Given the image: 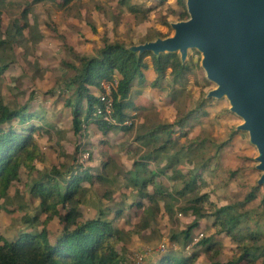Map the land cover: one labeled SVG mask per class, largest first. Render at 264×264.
<instances>
[{"label": "trees", "instance_id": "1", "mask_svg": "<svg viewBox=\"0 0 264 264\" xmlns=\"http://www.w3.org/2000/svg\"><path fill=\"white\" fill-rule=\"evenodd\" d=\"M23 1L24 8L19 17L9 15L4 29L0 24V50L3 52L13 50L17 45L24 47L25 28L29 33L27 39L33 41L26 18L32 5L50 1L57 8L70 10L80 4V0ZM115 2L119 5L118 11L106 10L111 13L113 23L128 13L144 20L154 8L160 13L158 19L163 26H167L169 19L187 17L184 0H156L153 5L136 0ZM13 4L12 0H0V23L3 12L11 14L9 8ZM148 30L143 39L166 35L157 27ZM90 45L91 51L87 53L64 47L70 58H63L60 63L66 73L61 78L56 96L59 94L63 107H67L75 135L76 143L70 153L73 163H67L64 171L51 167L29 186L32 195L39 199V211L45 214L43 224L56 217L61 228L53 235L52 242L44 226L40 230L20 231L15 239L10 240L0 233V264H129L124 255L125 248L120 245L123 236L140 235L161 209L172 217L173 206L183 214L191 215L192 219L180 232L170 233V238L178 242L181 251L164 250L155 264H195L198 251L202 249L209 252L211 258L219 257L222 247L215 239L222 235L232 243L233 252L225 262L211 264H255L257 259L264 264V192L259 187L243 183L239 193H231L230 197L223 195L229 199L217 204L204 190L210 182L202 179V174L215 175L224 167L229 146L239 133L232 131L233 125L223 134L207 132L221 120H229V115L224 106L219 107L215 115H210L219 102L211 98L201 99L203 94L199 95L195 105L185 108L186 99L191 96V88H186V83L189 75H195L197 61L182 65L174 53L155 56L143 52L136 55L123 48L124 40L114 36L104 35L101 45L93 46V42ZM13 62L12 58L0 62V80L4 72L13 71ZM11 79L13 87L18 88L14 94L21 93V81L15 76ZM202 79L208 85L203 76ZM102 82L110 85V113L105 111L104 101L100 98L105 92ZM145 82L152 88L166 86L174 108L171 121L155 116L156 121L150 123L151 108L139 107L132 102V94L136 92L133 87ZM49 93L55 95V89ZM33 94L34 91H30L26 99H19L16 95L13 106L0 95V211L10 186L18 179L20 168L34 171V160L43 155L38 138L47 135L50 140L53 136L49 131L53 125L45 117L41 105L32 103ZM136 108L142 110L138 124L132 120L126 124V119L131 116L130 110ZM211 120L215 125L210 123ZM90 124L102 134L118 131L131 134L134 145L130 148L134 158L126 168L119 166L118 161L109 155L97 163L98 170L96 165L83 167L77 162L82 146L80 140ZM102 142L110 145L107 139ZM88 158L93 160V154L89 152ZM240 160L244 171L251 167L248 163L251 157L240 155ZM240 169L238 165L226 172L233 177ZM161 177H165L168 184L163 183ZM106 182H122L120 196L117 198L109 191L104 192L102 198L106 201L101 200L96 214L83 217L80 209L88 191L95 184ZM213 185L212 192L217 193L216 182ZM124 213L137 215L136 221L125 231L115 224ZM38 216L34 215L30 222L37 221ZM203 218L205 222L201 224ZM195 228H201L202 233L194 244L198 250L186 254L182 249L191 241Z\"/></svg>", "mask_w": 264, "mask_h": 264}, {"label": "rangeland", "instance_id": "2", "mask_svg": "<svg viewBox=\"0 0 264 264\" xmlns=\"http://www.w3.org/2000/svg\"><path fill=\"white\" fill-rule=\"evenodd\" d=\"M12 1L14 4L9 8L11 14L3 12L1 15L2 23L0 24L3 29L9 22V15L19 17L21 10L24 8L23 0ZM136 1L147 4H154L156 2V0ZM171 1L168 0V2ZM72 4L74 5V1ZM98 5L101 7L100 9H98ZM108 8L115 12L118 11L119 5L116 4L115 0H80V4L72 6L69 10L57 8L50 1L36 3L32 5L31 10L26 15L31 26L30 35L34 37L33 41L27 39L29 33L25 28L23 33L27 38H24V47L17 45L13 50H6L4 52L0 50V62H5L9 58L14 60L12 65L13 71H6L1 75L0 95L4 101L13 106L16 95L19 99H26L29 92L33 90L34 100L32 103L41 105L45 117L53 125L49 130L53 133L50 140H48L47 135H41L38 138L43 155L34 160V171L21 167L18 179L12 183L7 197L2 202L0 233L8 240L15 239L20 231L40 230L44 226L47 230L48 238L52 242L53 235L61 228L56 217L43 224L42 220L45 214L39 211V199L32 195L29 186L43 172L50 170L51 167L64 171L67 163H73L70 153L73 151L76 143L75 135L71 129L67 107H63V99L59 94L58 97L56 96L59 93L57 88L58 85H61V78L66 73V70L60 64L61 59L70 58V53L66 52L64 47H71L87 53L91 51L92 45L90 44L92 42L93 46L101 45V37L104 35L122 39L126 45L139 43L146 40L143 39V35L151 27H157L162 33H166V35L171 34V29L168 25L163 26L160 24L158 19L160 13L155 8L144 20L141 19L140 21L134 15L128 13L124 14L117 23L112 22L113 17H111L110 12L106 13ZM74 12H77L79 15ZM172 20L176 19H169V21ZM188 58L187 64L191 61H197L198 64L200 55L198 52L191 50ZM194 70L195 75H189V80L186 83V88H191V96L186 99L185 108H191L195 105L200 94H203L201 97L203 99L206 91L213 87V84L205 78L208 85L204 83L202 79L204 74L199 64L198 69L194 68ZM12 76L17 77L22 83V92L16 95L14 93H16L18 88L13 87ZM105 85H109V83L102 82V86ZM53 88L55 89V95L49 93ZM133 89L136 92L132 94V102L139 107L145 106L151 108L149 114L150 123L154 120L156 121L155 116L166 121L173 119L174 108L170 102L166 86L152 88L145 82L139 86L135 85ZM213 100L219 103L214 106V110H212L210 115H215L219 107L224 106L227 109L226 99ZM141 113V108L130 110L131 116L126 119L125 123L129 125L132 120L135 125L138 124L137 122L140 119ZM228 115L229 120H223V122L221 120V123L208 129L207 132L215 135L223 134L230 125L234 126L240 121L233 113L228 112ZM210 123L214 124L215 122L211 120ZM236 133H239V135L235 136V141L233 140L230 144V148L224 158L226 166L224 165L223 168H219L215 172V175L209 172L202 174V179H205L207 183L208 181L210 182V185L205 187L204 190L208 191L209 199L217 204L227 202L229 198L226 199L222 197L223 195L230 197L231 193H239L242 190L243 183L254 185L259 175V171L253 167L255 164L253 157L256 153L254 146L247 141L245 132ZM104 139H107L110 145L104 144L102 142ZM80 142L82 146L77 154V162L82 164L83 167L93 168L96 165L95 169L98 170L97 163L102 159H107L109 155L115 158V160L113 159L114 161H118L119 166L126 168L134 158L133 151L130 148L134 144L129 132L118 131L102 134L95 125L90 124L88 125L86 135L81 138ZM120 143H122L121 146ZM127 145L129 148H127ZM89 152L93 154V160L88 158ZM240 155H246L252 159L248 162L251 167L245 171L242 161H238ZM238 165L241 169L233 177H230L226 170H233ZM161 180L165 184L169 182L165 177H161ZM215 182L218 186L216 189L217 193L212 192ZM121 187H123L122 182H106L103 185L95 184L88 191L86 201L81 206L82 216L88 218L96 214L101 200H105V198H102L104 192L109 191L111 196L115 195L118 198L122 191ZM258 187L263 191L262 187ZM218 194H220L221 198L217 196ZM160 205L162 208V203ZM253 205L248 204V206ZM173 209L172 217H168V214L161 209L160 212L153 216L149 221V226L140 235L123 236L120 245L125 248L124 255L127 257L129 264H155L162 251L171 250V248L175 251H181L178 242L170 238V233L186 228L192 216L183 214L174 206ZM34 215L39 216L37 221L31 223L30 219ZM136 217L137 215L134 213H124L115 224L125 231L131 223L136 221ZM204 222V218L200 220L201 224H204ZM192 231L191 241L182 249L186 254L193 250H198V247H195L194 244L198 240H195L197 237L196 233L201 232V228H195ZM215 240L222 247L219 257L211 258L209 252L206 253L202 249L198 251L195 264H211L217 261H226V258L233 252L234 247L232 243L224 235ZM255 264H260V260L257 259Z\"/></svg>", "mask_w": 264, "mask_h": 264}, {"label": "water", "instance_id": "3", "mask_svg": "<svg viewBox=\"0 0 264 264\" xmlns=\"http://www.w3.org/2000/svg\"><path fill=\"white\" fill-rule=\"evenodd\" d=\"M187 17L168 21L171 34L123 48L140 55L177 54L180 63L199 53V67L213 84L203 99L227 101L256 153L255 187L264 192V0H184Z\"/></svg>", "mask_w": 264, "mask_h": 264}, {"label": "built area", "instance_id": "4", "mask_svg": "<svg viewBox=\"0 0 264 264\" xmlns=\"http://www.w3.org/2000/svg\"><path fill=\"white\" fill-rule=\"evenodd\" d=\"M103 89L105 90L104 93H102L101 96V100L104 101V109L107 113H110V97H108L109 95V91H110V85H105L103 86ZM197 237L195 238V240L199 239L202 235L201 232L196 233Z\"/></svg>", "mask_w": 264, "mask_h": 264}, {"label": "bare ground", "instance_id": "5", "mask_svg": "<svg viewBox=\"0 0 264 264\" xmlns=\"http://www.w3.org/2000/svg\"><path fill=\"white\" fill-rule=\"evenodd\" d=\"M172 249V248H171Z\"/></svg>", "mask_w": 264, "mask_h": 264}]
</instances>
